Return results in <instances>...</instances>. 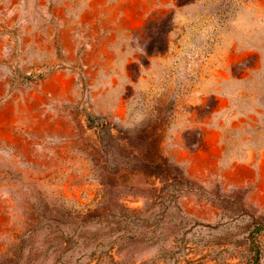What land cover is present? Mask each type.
Wrapping results in <instances>:
<instances>
[{
    "label": "rangeland",
    "instance_id": "1",
    "mask_svg": "<svg viewBox=\"0 0 264 264\" xmlns=\"http://www.w3.org/2000/svg\"><path fill=\"white\" fill-rule=\"evenodd\" d=\"M0 264H264V0H0Z\"/></svg>",
    "mask_w": 264,
    "mask_h": 264
}]
</instances>
